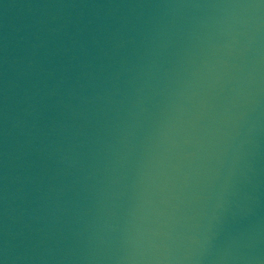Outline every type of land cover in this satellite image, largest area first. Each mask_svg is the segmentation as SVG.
Returning a JSON list of instances; mask_svg holds the SVG:
<instances>
[{
    "label": "water",
    "instance_id": "water-1",
    "mask_svg": "<svg viewBox=\"0 0 264 264\" xmlns=\"http://www.w3.org/2000/svg\"><path fill=\"white\" fill-rule=\"evenodd\" d=\"M0 264H264V0H0Z\"/></svg>",
    "mask_w": 264,
    "mask_h": 264
}]
</instances>
